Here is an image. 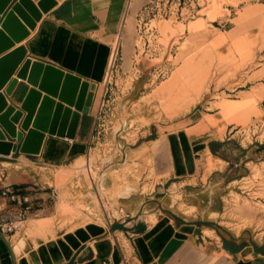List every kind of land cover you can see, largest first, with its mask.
<instances>
[{
  "label": "crops",
  "instance_id": "obj_1",
  "mask_svg": "<svg viewBox=\"0 0 264 264\" xmlns=\"http://www.w3.org/2000/svg\"><path fill=\"white\" fill-rule=\"evenodd\" d=\"M31 1L38 6L41 0ZM54 1L34 29L22 22L27 36L6 53L23 47L26 59L74 74L96 90L75 139L44 133L39 154H0V222L30 208L21 228L4 235L13 250L0 238V264H264V228L238 231L221 220L225 199L255 166L262 172L264 207V136L243 141L231 133L264 119V0H203L193 20H160L156 45L145 35L142 48L139 17L149 0ZM117 38L123 75L117 82L132 77L126 93L124 83L107 87ZM185 40L199 45L187 66L195 76L186 94L165 98L162 121L108 147V135L117 140L127 130L135 133L129 106L150 95L163 59L177 56L174 47ZM30 88L18 79L11 95L6 88L0 93L19 108ZM107 90L114 102L120 99L116 113L131 112L118 129L105 128L101 144L110 153L93 165L100 168L97 179L86 168L87 177L77 175L76 162L86 157L87 164L97 150L89 148ZM151 107L143 104L139 115L152 117ZM112 116L106 112L104 120ZM133 164L140 173L127 179L134 191L123 195L126 186L114 201L107 193L116 186L111 174ZM6 188L20 203L2 195ZM82 203L91 212L79 210ZM61 216L76 218L62 227Z\"/></svg>",
  "mask_w": 264,
  "mask_h": 264
},
{
  "label": "water",
  "instance_id": "obj_2",
  "mask_svg": "<svg viewBox=\"0 0 264 264\" xmlns=\"http://www.w3.org/2000/svg\"><path fill=\"white\" fill-rule=\"evenodd\" d=\"M54 5V0H41L38 6L31 0H0V91L6 88V94L11 95L18 79L31 86L19 108L9 105L6 95L0 93L1 155L18 151L39 154L44 133L73 140L81 114L90 112L96 84L44 62L26 59L23 47L6 53L27 36L22 22L34 29L42 12H48ZM0 238L13 250L1 232Z\"/></svg>",
  "mask_w": 264,
  "mask_h": 264
},
{
  "label": "rangeland",
  "instance_id": "obj_3",
  "mask_svg": "<svg viewBox=\"0 0 264 264\" xmlns=\"http://www.w3.org/2000/svg\"><path fill=\"white\" fill-rule=\"evenodd\" d=\"M171 21L176 22V20H171ZM153 26L158 27L159 20L154 21L152 23V27ZM144 36L145 34H139L137 32V42L136 43L141 48L144 45V39H143ZM151 40H152V44L156 45V42L154 41V39L151 38ZM198 49H199V45L196 43H192L189 40H185L184 43L182 44L179 43L174 47V50L176 51L178 50L179 54L177 56L168 55L165 60L163 59V62L166 64L161 70H158V72L156 73V78L158 82H155V85L151 87L150 95H148L147 98L142 99V101L133 103L132 105L129 106L132 109V113L136 115L135 117H131L132 119L129 123L130 127L132 128L130 132L135 129V133L127 135L128 133V130H127L121 137H118L117 140H115L114 136L108 135V138H107L108 144H109L108 147L112 148V146H114V143L116 141L120 142L121 140H124V141L131 140L130 138H133L138 134L139 129L141 130V129H144V127L149 126L152 121H155V120L157 122L162 121L163 113L166 111L167 106H168V104L165 103V98L173 96L177 94L178 92L183 94L184 89H186V85H185L186 82H184L186 78H183L181 80V82L175 87L172 93L162 95V89L164 88V84H165V83L163 84V81L170 80L173 72L177 71V69H179L183 65L184 60H190L189 61L190 63L194 59L193 57L197 53ZM120 57H121L120 55L117 57L114 71L111 74L110 78H107V82H110L109 87L110 88L113 87L114 89L117 88V85L118 87L119 86L121 87L124 83V87L122 88L121 91L122 93H126L127 89L131 85L130 81L132 80V77H130L129 82H117L118 80L120 81V77H123V75L120 73L121 72L120 66L122 63L120 60ZM161 83H162V87H159ZM221 96L224 97L226 95L223 93L221 94ZM153 97L156 98L157 102L152 104L149 100ZM216 97H219V95L216 94ZM108 98H109V102L105 103L104 113L109 112L110 115L113 114L112 116L113 119L107 118V122L104 120L103 124L104 125L108 124V125H105L104 128L108 127V130H109V128H111L112 126H115V128L118 129L127 120L131 111L127 110L126 108H123L120 114L116 113L114 109L118 107L117 103L118 101L120 102V99H117V101L114 102V98H116V96L111 94V90L109 91ZM145 103H147V105L152 106L151 107L152 117H144L143 114L139 115L140 111L142 110V106ZM98 104H100L99 106L101 107L102 101H100ZM117 109L119 110V108ZM101 142H104V141L103 140L99 141V143L97 144L98 146L96 145L97 150H93L91 157H90L91 158L90 159L91 173L95 179H97L98 177V172L100 168L97 167L93 169L92 168L93 165L96 164L98 161H100L102 158L108 156L110 153V149L108 150L106 149L105 146H102ZM137 157H140V156H137ZM86 159H87L86 157H82L76 162L75 167L77 170V175L84 174L87 177V173L85 170ZM137 167H138L137 164H133V166L125 167L124 169L114 171L111 174L112 178L116 175H117L116 177H118V178L114 177L115 179L113 178L116 181V182L114 181L116 188L110 189L107 191V193L110 195V197L114 201H116V198L122 193L123 189L126 186L130 185V184L128 185V182H127V179L129 176L137 174L135 177L139 179L140 173L136 172ZM253 170H254L253 175L248 178H245L240 183L237 182L235 185H237L238 189L231 192L230 196L228 195V197L225 199L226 211L221 219L222 224L235 228L238 231L242 230L243 228H252V229H255L256 231H260L262 228H264V223L262 220L264 219V207L260 203V200H259V198L263 196L261 191L259 190V188L261 187V184L259 183V181L262 177V172L258 166H255ZM256 184L258 186V189L254 191L252 190V188L256 186ZM121 187H123V189H121ZM119 188L122 191L120 190L119 191L120 194L118 195L117 193H118ZM77 208L81 211L88 210L87 206H84L83 204L78 205ZM88 211L90 212L91 210L89 209ZM75 218L76 217L64 218L63 216H61L60 226L62 227L65 226L69 222H72Z\"/></svg>",
  "mask_w": 264,
  "mask_h": 264
},
{
  "label": "built area",
  "instance_id": "obj_4",
  "mask_svg": "<svg viewBox=\"0 0 264 264\" xmlns=\"http://www.w3.org/2000/svg\"><path fill=\"white\" fill-rule=\"evenodd\" d=\"M202 7L203 0H149L148 5L139 17V30L141 34L146 35V40L148 43H150L149 38H152L155 35V30L157 28L154 26L152 27V23L154 21L176 20V22H188L198 16L199 9H201ZM116 61L117 52L114 63L112 66H110L111 74L114 71ZM109 86L110 82H107V87ZM108 94L109 91L107 90L103 97L98 114L97 124L92 137V144L89 148L90 150L96 147V145L101 140L103 133H105V126L103 123L106 113H104V107L105 103L109 102ZM231 133L238 134L239 138L243 141H254L257 137L264 136V119L255 121L248 128L234 129L231 131ZM86 169L91 172L90 161L86 164ZM2 195H10L14 201H18L20 203V199H18L19 195L13 192L10 188H6L4 192H2ZM23 201L26 203L28 202L26 198H24ZM29 209V207H24L18 212L17 218L0 222V232L3 235L15 234L21 228V224L25 220L26 214Z\"/></svg>",
  "mask_w": 264,
  "mask_h": 264
},
{
  "label": "bare ground",
  "instance_id": "obj_5",
  "mask_svg": "<svg viewBox=\"0 0 264 264\" xmlns=\"http://www.w3.org/2000/svg\"><path fill=\"white\" fill-rule=\"evenodd\" d=\"M117 43H118V38H117V40H116V42H115V45H114V51H113V53L111 54V59H110V66H112L113 65V63H114V60H115V57H116V51H118L117 50ZM196 57V54L194 55V57L193 58H195ZM189 61L190 60H184V62H183V65L179 68V69H177V71H175V73H174V75H173V77L171 78V80H170V82H169V86L168 87H166V88H163L162 89V95L163 94H168V93H172L173 91H174V89H175V87L181 82V80L183 79V78H186L185 79V81L184 82H186L185 83V85H186V88H187V85H189L190 86V84H191V82H188L189 81V79L190 78H193L194 76H195V70H193V69H191V70H187L188 69V64H189ZM110 76H111V72H109V75H108V78H110ZM184 94H186L185 93V89H184V93H183V95ZM143 148H145V147H143ZM142 148V150L144 151L145 149H143ZM141 150V149H140ZM140 152V151H139ZM142 153V152H141ZM140 153V154H141ZM137 156V155H136ZM115 175V174H114ZM117 176V175H116ZM116 176H114V177H116ZM113 177V178H114ZM116 178H118V177H116ZM115 179V178H114ZM113 181H115V180H113ZM116 182V181H115ZM131 183V182H130ZM127 184V183H126ZM133 184V183H132ZM135 184V183H134ZM128 185H129V183H128ZM126 186V185H125ZM135 187V186H134ZM134 187H130V186H127L125 189H124V193H123V195L124 194H127V193H130L132 190H133V188ZM115 188H116V186H115ZM137 188V187H136ZM121 189H123V187H121ZM120 188H119V190H118V195L120 194L119 193V191L121 190ZM122 191V190H121ZM134 191V190H133ZM116 194V195H117ZM94 195V194H93ZM127 196V195H126ZM119 197V196H118ZM122 197H124V196H122ZM92 200H93V197H92ZM83 204V203H82ZM82 206V205H81ZM86 206V205H85ZM95 206V205H94ZM87 208H88V206H87ZM86 208V209H87ZM97 208V207H96ZM89 210V209H88ZM94 210V209H93ZM112 210V209H111ZM91 212V211H90ZM117 214V213H116ZM115 214V215H116ZM86 215V214H85ZM100 215V214H99ZM83 218V217H82ZM83 220V219H82ZM98 220H96V222H97ZM88 222V221H87ZM95 222V221H94ZM82 223H85V222H82ZM77 224V223H76ZM79 225H82V224H79ZM97 228V227H96ZM73 235V234H72ZM56 241V240H55ZM88 242V241H87ZM41 250V249H40ZM72 250V249H71ZM45 258H46V256H45ZM28 262V261H27Z\"/></svg>",
  "mask_w": 264,
  "mask_h": 264
}]
</instances>
